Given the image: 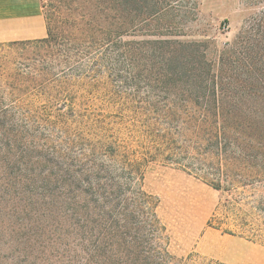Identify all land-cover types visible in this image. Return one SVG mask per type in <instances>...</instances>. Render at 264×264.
<instances>
[{"label":"rangeland","instance_id":"374dc122","mask_svg":"<svg viewBox=\"0 0 264 264\" xmlns=\"http://www.w3.org/2000/svg\"><path fill=\"white\" fill-rule=\"evenodd\" d=\"M40 2L54 38L0 42V264H90L85 201L74 202L76 217L70 206L74 177L92 146L116 143L132 158L147 146L134 120L148 111L139 102L147 89L132 83L124 49L151 58L145 48L157 40L197 41L218 58L228 43L264 32V0ZM111 24L117 45L103 50ZM143 188L157 198L175 257L264 264V239L208 225L226 196L202 178L156 157Z\"/></svg>","mask_w":264,"mask_h":264},{"label":"trees","instance_id":"16d2710c","mask_svg":"<svg viewBox=\"0 0 264 264\" xmlns=\"http://www.w3.org/2000/svg\"><path fill=\"white\" fill-rule=\"evenodd\" d=\"M47 29L40 41L54 38L49 23ZM114 35L111 24L103 50L116 47ZM263 40L264 32L242 36L213 59L197 41L157 40L158 46L145 48L151 58L124 49L121 56L135 71L132 83L147 89L139 102L148 111L134 116L146 126L147 146L136 158L116 143L92 146L84 173L74 177L70 206L76 217L74 202L85 201L90 264H226L170 253L157 198L143 188L144 166L156 157L226 196L224 212L216 211L209 226L264 239Z\"/></svg>","mask_w":264,"mask_h":264},{"label":"crops","instance_id":"0c3cea01","mask_svg":"<svg viewBox=\"0 0 264 264\" xmlns=\"http://www.w3.org/2000/svg\"><path fill=\"white\" fill-rule=\"evenodd\" d=\"M40 4V0H0V42L46 37Z\"/></svg>","mask_w":264,"mask_h":264}]
</instances>
